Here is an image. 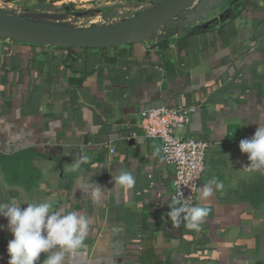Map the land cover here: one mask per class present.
Here are the masks:
<instances>
[{"label": "crops", "instance_id": "0c3cea01", "mask_svg": "<svg viewBox=\"0 0 264 264\" xmlns=\"http://www.w3.org/2000/svg\"><path fill=\"white\" fill-rule=\"evenodd\" d=\"M209 19L107 49L0 40V155L34 153L39 172L25 190L0 170V203L48 201L88 217L85 246L64 264H264V170L244 171L238 147L264 122V0ZM160 105L191 108L177 134L212 144L198 188L213 178L224 187L204 200L197 192L193 206L209 209L199 231L172 227V170L136 127L140 111ZM123 171L134 187L113 186ZM94 184L104 189L97 203ZM6 225L0 217L7 254Z\"/></svg>", "mask_w": 264, "mask_h": 264}, {"label": "clouds", "instance_id": "9594fccd", "mask_svg": "<svg viewBox=\"0 0 264 264\" xmlns=\"http://www.w3.org/2000/svg\"><path fill=\"white\" fill-rule=\"evenodd\" d=\"M239 150L247 155L248 164L242 169L247 172L264 170V122L256 126L250 138L239 141ZM87 157H81L73 166L79 168ZM114 187L132 188L135 177L129 171L114 173L112 177ZM215 186V189L213 187ZM222 181L215 178L197 189L200 199H208L214 190L223 189ZM94 203L104 198V189L99 184H94L91 191ZM183 193L179 192L177 198L169 205L167 218L173 228L184 227L189 230L199 231L203 220L208 216L209 209L203 206H190L181 203ZM179 205V206H176ZM0 217L7 220V229L12 239L7 243V264H64L65 254L83 248L84 241L89 232V218L75 211H52L48 201L29 203L21 207L16 203H0Z\"/></svg>", "mask_w": 264, "mask_h": 264}, {"label": "water", "instance_id": "95a60500", "mask_svg": "<svg viewBox=\"0 0 264 264\" xmlns=\"http://www.w3.org/2000/svg\"><path fill=\"white\" fill-rule=\"evenodd\" d=\"M239 0H160L135 16L114 25L71 28L34 22L0 10V40L68 49H107L146 42L161 27L187 29L207 23L215 10L231 8ZM67 12L69 8L65 9ZM106 11V10H105ZM108 10L107 12H109ZM104 13V11L97 10ZM85 13L73 15L81 17ZM59 18L58 15H48Z\"/></svg>", "mask_w": 264, "mask_h": 264}, {"label": "built area", "instance_id": "2783aa9c", "mask_svg": "<svg viewBox=\"0 0 264 264\" xmlns=\"http://www.w3.org/2000/svg\"><path fill=\"white\" fill-rule=\"evenodd\" d=\"M191 113V108L182 105L150 106L140 111L136 127L146 140L159 143L161 159L172 170L170 201L173 203L182 192L181 203L193 206L204 170L205 154L212 144L177 134V130L189 122ZM7 261L8 255L1 250L0 244V264H7Z\"/></svg>", "mask_w": 264, "mask_h": 264}, {"label": "rangeland", "instance_id": "374dc122", "mask_svg": "<svg viewBox=\"0 0 264 264\" xmlns=\"http://www.w3.org/2000/svg\"><path fill=\"white\" fill-rule=\"evenodd\" d=\"M158 1L160 0H9V2L0 0V10H7L11 15L26 16L28 20L44 18V22L49 25L85 28L120 23L153 7ZM66 7L70 12L65 10ZM97 10L104 11V13L97 12ZM108 10L110 11L107 12ZM220 11L215 10L214 15L219 14ZM76 12L85 14L77 17L73 15ZM48 15H58L59 18ZM45 18L57 21H47ZM158 30L171 29L164 26Z\"/></svg>", "mask_w": 264, "mask_h": 264}, {"label": "trees", "instance_id": "16d2710c", "mask_svg": "<svg viewBox=\"0 0 264 264\" xmlns=\"http://www.w3.org/2000/svg\"><path fill=\"white\" fill-rule=\"evenodd\" d=\"M34 157V153L25 151L12 156L0 155V170L5 184L25 190L33 187L39 178V172L33 164Z\"/></svg>", "mask_w": 264, "mask_h": 264}, {"label": "bare ground", "instance_id": "6f19581e", "mask_svg": "<svg viewBox=\"0 0 264 264\" xmlns=\"http://www.w3.org/2000/svg\"><path fill=\"white\" fill-rule=\"evenodd\" d=\"M26 18V16H25ZM32 19V18H31ZM47 21H57L56 19H51V18H45ZM30 21H34V22H44V18H38L35 20H30ZM45 23V22H44Z\"/></svg>", "mask_w": 264, "mask_h": 264}, {"label": "flooded vegetation", "instance_id": "af4514ba", "mask_svg": "<svg viewBox=\"0 0 264 264\" xmlns=\"http://www.w3.org/2000/svg\"><path fill=\"white\" fill-rule=\"evenodd\" d=\"M70 12V11H69Z\"/></svg>", "mask_w": 264, "mask_h": 264}]
</instances>
